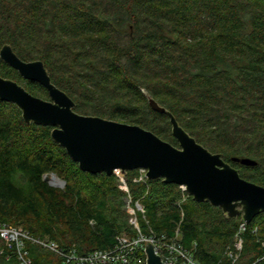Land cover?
<instances>
[{
	"label": "trees",
	"instance_id": "trees-1",
	"mask_svg": "<svg viewBox=\"0 0 264 264\" xmlns=\"http://www.w3.org/2000/svg\"><path fill=\"white\" fill-rule=\"evenodd\" d=\"M3 45L23 61L40 60L77 114L137 125L178 146L150 97L242 179L264 187V0H0ZM0 77L48 100L45 88L1 60ZM51 130L26 124L15 105L0 101V226L82 255L138 231L174 239L198 264L228 262L240 218L139 170L119 172L126 190L115 174L83 172ZM49 174L63 187L45 181ZM242 238L237 264H264V213ZM25 249L33 264H59L36 244ZM0 264H19L1 238Z\"/></svg>",
	"mask_w": 264,
	"mask_h": 264
},
{
	"label": "water",
	"instance_id": "water-1",
	"mask_svg": "<svg viewBox=\"0 0 264 264\" xmlns=\"http://www.w3.org/2000/svg\"><path fill=\"white\" fill-rule=\"evenodd\" d=\"M0 60L22 79L41 85L48 95V100L34 97L17 82L0 77V101L15 105L26 124L51 127V139L81 171L110 176L115 171L144 170L146 179L178 185L194 201L208 202L229 219L240 218L249 224L264 213V187L242 179L221 154L198 144L152 98L147 100L150 109L168 115L178 146L137 125L77 114L71 99L50 82L43 63L21 60L9 45L1 47ZM231 161L256 165L249 158ZM43 178L48 181V175ZM145 254V264H164L148 242Z\"/></svg>",
	"mask_w": 264,
	"mask_h": 264
},
{
	"label": "built area",
	"instance_id": "built-area-1",
	"mask_svg": "<svg viewBox=\"0 0 264 264\" xmlns=\"http://www.w3.org/2000/svg\"><path fill=\"white\" fill-rule=\"evenodd\" d=\"M139 171L145 177V171ZM114 174L119 177V171H115ZM119 178L122 183L120 188L126 190L123 179L121 177ZM182 191L184 190L182 189ZM135 208L142 212L137 202L135 203ZM128 211L131 215L129 222L137 229L134 209L128 206ZM247 225L240 220L233 236L231 247H227L225 250V255L228 260L226 264H237L239 253L243 246L242 235ZM256 230L254 228L253 232L256 233ZM0 238L6 248L13 250V255L19 264H33L25 249L26 242L36 244L52 252L59 258V264H145V245L147 242L152 245L154 253L164 264H198L190 253L184 250L174 239H156L138 231L136 236L120 235L116 237L117 242L110 250H96L84 255L77 253L74 248L65 251L53 241L34 238L21 228L2 225L0 226ZM260 244L264 249V240ZM258 262L259 260L254 264H258Z\"/></svg>",
	"mask_w": 264,
	"mask_h": 264
},
{
	"label": "rangeland",
	"instance_id": "rangeland-1",
	"mask_svg": "<svg viewBox=\"0 0 264 264\" xmlns=\"http://www.w3.org/2000/svg\"><path fill=\"white\" fill-rule=\"evenodd\" d=\"M18 84V83H17ZM19 85H21V84H19ZM22 86V85H21ZM51 178H55L58 182H61V186H60V184H54V183H52L51 182ZM51 186H53V187H58V188H62L63 187V185H64V182L63 181H61L59 178H57L56 176H54V175H51V174H49L48 175V181H47Z\"/></svg>",
	"mask_w": 264,
	"mask_h": 264
},
{
	"label": "bare ground",
	"instance_id": "bare-ground-1",
	"mask_svg": "<svg viewBox=\"0 0 264 264\" xmlns=\"http://www.w3.org/2000/svg\"><path fill=\"white\" fill-rule=\"evenodd\" d=\"M51 182L54 184H60L61 185V182H58L55 178H51Z\"/></svg>",
	"mask_w": 264,
	"mask_h": 264
}]
</instances>
